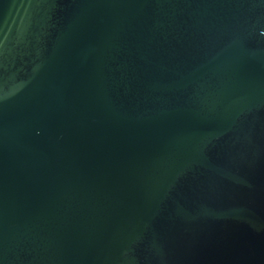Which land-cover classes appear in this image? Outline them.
Returning <instances> with one entry per match:
<instances>
[{"label":"water","instance_id":"water-1","mask_svg":"<svg viewBox=\"0 0 264 264\" xmlns=\"http://www.w3.org/2000/svg\"><path fill=\"white\" fill-rule=\"evenodd\" d=\"M0 264H264V0H0Z\"/></svg>","mask_w":264,"mask_h":264}]
</instances>
